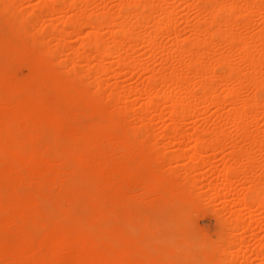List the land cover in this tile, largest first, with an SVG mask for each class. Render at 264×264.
I'll return each instance as SVG.
<instances>
[{"label":"bare ground","instance_id":"6f19581e","mask_svg":"<svg viewBox=\"0 0 264 264\" xmlns=\"http://www.w3.org/2000/svg\"><path fill=\"white\" fill-rule=\"evenodd\" d=\"M0 264H264V0H0Z\"/></svg>","mask_w":264,"mask_h":264},{"label":"rangeland","instance_id":"374dc122","mask_svg":"<svg viewBox=\"0 0 264 264\" xmlns=\"http://www.w3.org/2000/svg\"><path fill=\"white\" fill-rule=\"evenodd\" d=\"M16 75L22 77L26 71L16 65ZM216 165L221 164L220 158L215 160ZM204 198L189 209L181 212L180 221L185 230L186 238L194 249H200L214 242L221 232V222L226 217L222 213L221 202L211 201V193L204 191ZM252 219L260 220L258 212L251 213ZM249 219H247V223ZM261 235V234H260ZM171 244V240L168 242Z\"/></svg>","mask_w":264,"mask_h":264}]
</instances>
